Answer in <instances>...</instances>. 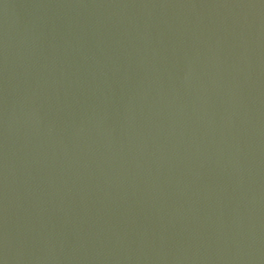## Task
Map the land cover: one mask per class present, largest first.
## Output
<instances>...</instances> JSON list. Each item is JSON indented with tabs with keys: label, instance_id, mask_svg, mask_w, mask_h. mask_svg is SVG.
<instances>
[{
	"label": "water",
	"instance_id": "95a60500",
	"mask_svg": "<svg viewBox=\"0 0 264 264\" xmlns=\"http://www.w3.org/2000/svg\"><path fill=\"white\" fill-rule=\"evenodd\" d=\"M0 264H264V0H0Z\"/></svg>",
	"mask_w": 264,
	"mask_h": 264
}]
</instances>
